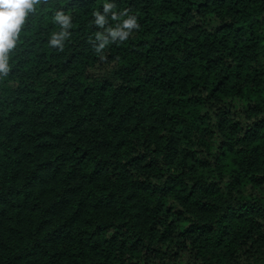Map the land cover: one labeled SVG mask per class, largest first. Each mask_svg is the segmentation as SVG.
<instances>
[{
    "label": "trees",
    "instance_id": "16d2710c",
    "mask_svg": "<svg viewBox=\"0 0 264 264\" xmlns=\"http://www.w3.org/2000/svg\"><path fill=\"white\" fill-rule=\"evenodd\" d=\"M7 55L0 264H264V0H34Z\"/></svg>",
    "mask_w": 264,
    "mask_h": 264
},
{
    "label": "clouds",
    "instance_id": "9594fccd",
    "mask_svg": "<svg viewBox=\"0 0 264 264\" xmlns=\"http://www.w3.org/2000/svg\"><path fill=\"white\" fill-rule=\"evenodd\" d=\"M34 0H0V70L7 71L8 50L16 44V37L20 31L21 25L25 21L28 10L33 8ZM67 23V18H62ZM104 18L101 16L97 23L102 24ZM137 27V21L134 16L128 17L123 21V29L110 30L112 37L119 36L126 39L131 29ZM52 44H59L60 40L53 38ZM107 43L105 38L100 44L104 47Z\"/></svg>",
    "mask_w": 264,
    "mask_h": 264
}]
</instances>
